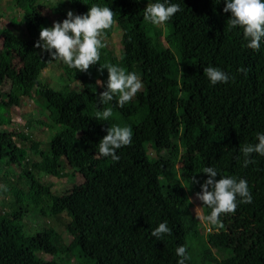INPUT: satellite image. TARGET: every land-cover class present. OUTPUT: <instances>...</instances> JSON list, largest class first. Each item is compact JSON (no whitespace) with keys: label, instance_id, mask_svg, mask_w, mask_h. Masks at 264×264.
Instances as JSON below:
<instances>
[{"label":"trees","instance_id":"1","mask_svg":"<svg viewBox=\"0 0 264 264\" xmlns=\"http://www.w3.org/2000/svg\"><path fill=\"white\" fill-rule=\"evenodd\" d=\"M156 2L165 0H67L79 15L94 4L109 7L122 32L118 60L102 48L99 62L88 71L69 68L86 103L17 73L14 53L46 65L44 55L38 54L41 49L34 47L44 23L28 26L27 37L3 31L0 95L6 89L15 106L19 96L36 94L43 101L47 117L58 127L53 155L42 158L47 173L56 177L67 164L85 179L94 196H80L74 189L51 196L26 173L30 194L51 199L50 215L69 217L73 238L64 246L47 231L27 235L17 219L27 211L23 193L13 187L11 212L8 218L0 216V264H62L56 256L67 252L81 264H177L176 248L186 247V241L200 233L182 186L173 182L178 162L188 184L193 176L203 184L208 178L202 173L205 167L247 181L252 203H240L237 197L235 212L220 216L217 232L208 235L207 244L222 254L219 264H264V156L253 154L250 159L255 163L245 168L239 151L241 145L258 143L256 133H264V38L259 50L244 47L242 29L228 28L230 13L223 11L224 0H168L181 7L164 24L170 50L152 35L154 25L143 19L147 5ZM32 3L26 0L27 5ZM23 11L26 17L31 14ZM58 15L62 22L67 18L62 10ZM105 64H121L127 72L137 73L143 83L141 98H132L123 108L116 106L118 97L99 104L98 96L106 88L97 81L106 86L107 69H101ZM209 66L229 74V81L212 85L203 73ZM240 68L248 69V74L238 72ZM109 107L112 117L95 119L98 110ZM114 125L128 126L133 133L130 145L116 150L118 162L96 157L99 142ZM145 136L157 153L153 159L143 147ZM13 137L0 129V162L20 163L21 149ZM162 144L166 153L161 155ZM210 211L203 206L202 215ZM164 222L172 234L157 240L151 233ZM39 249L52 259L38 257ZM185 264L194 262L190 258Z\"/></svg>","mask_w":264,"mask_h":264},{"label":"rangeland","instance_id":"2","mask_svg":"<svg viewBox=\"0 0 264 264\" xmlns=\"http://www.w3.org/2000/svg\"><path fill=\"white\" fill-rule=\"evenodd\" d=\"M17 0H0V48L2 46V33L10 30L15 36H28V26H36L44 23L46 28H51L54 23H62L58 11L66 13L71 11L74 15H79L69 8L67 0H33L32 6L26 4V0L16 3ZM24 9L31 11L26 17ZM152 35L159 43L170 48L165 42L168 30L164 24L154 25ZM122 32L116 23L105 33L103 42L112 57L117 60L121 54ZM44 55L46 65L42 66L38 59L24 61L22 57L14 53V67L18 74L29 80H40L44 87H50L65 96L74 97L77 101L87 102L81 84L73 78L69 72V67L60 60L52 59L49 52L38 51ZM118 66L121 67V64ZM139 76V75H138ZM142 82V81H141ZM143 85V83H142ZM143 87L133 97L140 99ZM0 129L14 135L13 141L21 149L22 157L19 164H13L8 159L0 162V216L8 218L14 202L12 188L16 187L23 193L22 203L26 206V213H20L17 219L20 221L22 230L29 236L36 232L47 231L56 240L67 246L72 241V233L69 228V217L65 213L57 216L50 215L51 199L45 195L33 196L29 192L28 176L31 174L36 182L48 189L51 196H58L67 190L74 189L80 196H94L93 190L86 183L85 179L67 164H64L56 177L50 176L43 163V155L52 154V139L58 127L47 117L43 101L36 95L33 97L19 96L18 105H13L7 95L6 89H2L0 95ZM144 149L151 159L157 157V153L152 147L150 137H143ZM99 149L96 150L97 158ZM166 153V145H161L160 154ZM181 163H177L176 173L173 182L179 183L185 193L189 203V209L193 217L199 223V236L186 241V248L189 257L194 264H219L222 254L212 246L207 244L209 234L217 232L216 225H210L203 221L202 202L196 199V194L201 191L197 183H186L181 177ZM163 183V180L160 179ZM6 187V191L4 190ZM37 256L50 260L52 257L38 250ZM62 264H81L72 252L58 253Z\"/></svg>","mask_w":264,"mask_h":264},{"label":"clouds","instance_id":"3","mask_svg":"<svg viewBox=\"0 0 264 264\" xmlns=\"http://www.w3.org/2000/svg\"><path fill=\"white\" fill-rule=\"evenodd\" d=\"M223 11L230 13L227 20L229 30L240 28L243 31V38L246 41L244 47L252 50H259L261 39L264 38V0H224ZM181 11L179 4L156 2L148 4L144 10L143 19L153 25H162ZM115 13L109 7L92 5L84 15H74L71 11L67 13V18L62 23H54L51 28H41L39 40L34 47L40 48L51 54L52 59L60 60L69 68L80 72H86L91 66L96 65L100 60V50L105 47L103 42L105 33L115 23ZM101 69H107L108 79L106 86L101 82L97 83L105 87L98 96V103L107 105L114 98L116 106L123 108L124 105L143 87L140 77L135 72H127L125 68L113 64H105ZM248 69L240 68L238 72L245 76ZM204 75L212 85L217 83H227L229 74L215 67H205ZM234 79V77H231ZM112 108H105L97 111L96 120L107 121L112 117ZM132 130L128 126L114 125L108 127L107 134L99 142V156L111 157L115 162L119 161L116 150L128 146L132 140ZM258 143H246L240 146V153L244 157L243 167L255 163L250 159L253 154L264 156V133H256ZM237 159H240L238 156ZM202 173L208 178L200 185L201 191L196 194V199L202 205L210 209V214L200 217L210 225L220 224L222 214L234 213L237 208V197L240 203H252V195L249 191L248 183L244 179L232 176H220L213 167H205ZM220 179H216V177ZM191 183H199L193 176ZM7 190L6 187L4 189ZM222 226V225H221ZM171 230L167 222L160 223L151 235L157 240H161L164 235H171ZM176 255L180 257L177 264H185L190 259L185 246L176 248Z\"/></svg>","mask_w":264,"mask_h":264}]
</instances>
